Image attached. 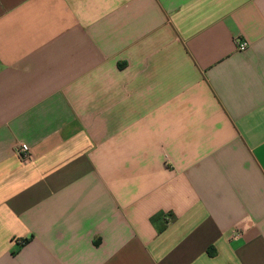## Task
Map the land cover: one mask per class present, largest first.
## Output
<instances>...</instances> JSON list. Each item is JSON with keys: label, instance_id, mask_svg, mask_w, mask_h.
Instances as JSON below:
<instances>
[{"label": "crops", "instance_id": "1", "mask_svg": "<svg viewBox=\"0 0 264 264\" xmlns=\"http://www.w3.org/2000/svg\"><path fill=\"white\" fill-rule=\"evenodd\" d=\"M0 264H264V0H0Z\"/></svg>", "mask_w": 264, "mask_h": 264}, {"label": "built area", "instance_id": "2", "mask_svg": "<svg viewBox=\"0 0 264 264\" xmlns=\"http://www.w3.org/2000/svg\"><path fill=\"white\" fill-rule=\"evenodd\" d=\"M236 45L239 51H244L247 47V43L245 41H237ZM16 153L20 160L24 162L30 159L29 148L26 144H20L16 150Z\"/></svg>", "mask_w": 264, "mask_h": 264}]
</instances>
